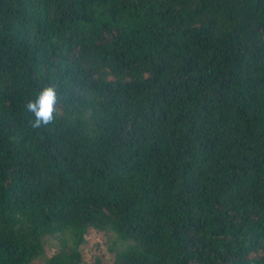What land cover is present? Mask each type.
Here are the masks:
<instances>
[{
    "label": "trees",
    "instance_id": "obj_1",
    "mask_svg": "<svg viewBox=\"0 0 264 264\" xmlns=\"http://www.w3.org/2000/svg\"><path fill=\"white\" fill-rule=\"evenodd\" d=\"M92 228L113 264H264V0H0V264Z\"/></svg>",
    "mask_w": 264,
    "mask_h": 264
},
{
    "label": "rangeland",
    "instance_id": "obj_2",
    "mask_svg": "<svg viewBox=\"0 0 264 264\" xmlns=\"http://www.w3.org/2000/svg\"><path fill=\"white\" fill-rule=\"evenodd\" d=\"M87 240L82 246L84 262L82 264H93L97 258L102 260L101 264H113L114 253L109 250L112 236L104 231L90 229L87 234ZM57 241L48 237L46 245V254L52 255L57 250ZM37 260L36 264H41Z\"/></svg>",
    "mask_w": 264,
    "mask_h": 264
},
{
    "label": "clouds",
    "instance_id": "obj_3",
    "mask_svg": "<svg viewBox=\"0 0 264 264\" xmlns=\"http://www.w3.org/2000/svg\"><path fill=\"white\" fill-rule=\"evenodd\" d=\"M60 98L54 84L38 91L34 99L27 101L25 109L34 117L30 123L33 128L46 127L59 115Z\"/></svg>",
    "mask_w": 264,
    "mask_h": 264
}]
</instances>
